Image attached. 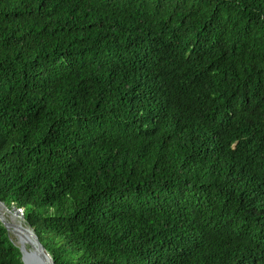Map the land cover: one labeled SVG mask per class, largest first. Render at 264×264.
<instances>
[{
  "label": "trees",
  "instance_id": "1",
  "mask_svg": "<svg viewBox=\"0 0 264 264\" xmlns=\"http://www.w3.org/2000/svg\"><path fill=\"white\" fill-rule=\"evenodd\" d=\"M0 202L53 264H264V0H0Z\"/></svg>",
  "mask_w": 264,
  "mask_h": 264
},
{
  "label": "bare ground",
  "instance_id": "2",
  "mask_svg": "<svg viewBox=\"0 0 264 264\" xmlns=\"http://www.w3.org/2000/svg\"><path fill=\"white\" fill-rule=\"evenodd\" d=\"M0 215L5 222H7V219L11 222L10 232L15 236V244L19 247L23 254L24 264H35V242L33 241L30 233H28L23 227V223H21L18 215L11 213L3 206L0 207Z\"/></svg>",
  "mask_w": 264,
  "mask_h": 264
},
{
  "label": "water",
  "instance_id": "3",
  "mask_svg": "<svg viewBox=\"0 0 264 264\" xmlns=\"http://www.w3.org/2000/svg\"><path fill=\"white\" fill-rule=\"evenodd\" d=\"M4 207L6 210H8L1 202H0V207ZM10 211V210H8ZM16 211V213H20V219L23 222V216L20 210H14ZM0 224L5 228L6 232L8 233V223L5 222L1 215H0ZM23 227L25 228V230L30 233L33 241L35 242V248H34V252H35V256H34V263L35 264H53V261L51 259V257L49 256V254L47 253V251L45 250L44 246L41 244V242L39 241L38 237L34 234L33 230L31 228H29L28 226H26L23 223ZM20 254H21V250L19 249V247H17ZM21 262L22 264H24V262L22 261V255H21Z\"/></svg>",
  "mask_w": 264,
  "mask_h": 264
},
{
  "label": "rangeland",
  "instance_id": "4",
  "mask_svg": "<svg viewBox=\"0 0 264 264\" xmlns=\"http://www.w3.org/2000/svg\"><path fill=\"white\" fill-rule=\"evenodd\" d=\"M10 212H11V213H14V214L18 215V217H20V213H16V211H14V210H10ZM20 220H21V219H20ZM7 223H8V233H7V235H8V237H9L10 241H11L16 247H18V246L15 244V236L10 232L11 222H10L9 220H7ZM21 223H23L22 220H21ZM21 255H22V260H23V262H24V258H23V254H22V252H21Z\"/></svg>",
  "mask_w": 264,
  "mask_h": 264
}]
</instances>
